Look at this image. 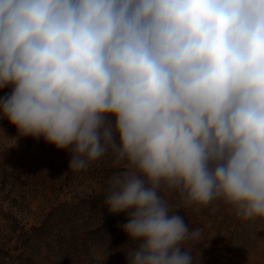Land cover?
<instances>
[{
    "label": "clouds",
    "instance_id": "obj_1",
    "mask_svg": "<svg viewBox=\"0 0 264 264\" xmlns=\"http://www.w3.org/2000/svg\"><path fill=\"white\" fill-rule=\"evenodd\" d=\"M5 88L15 145L111 161L126 264H201L173 195L264 220V0H0Z\"/></svg>",
    "mask_w": 264,
    "mask_h": 264
},
{
    "label": "rangeland",
    "instance_id": "obj_2",
    "mask_svg": "<svg viewBox=\"0 0 264 264\" xmlns=\"http://www.w3.org/2000/svg\"><path fill=\"white\" fill-rule=\"evenodd\" d=\"M10 90H0V97ZM16 135V128L0 119V153L16 154L14 163L26 175L18 188L22 200L17 197L12 202L9 187L0 194V231L5 229L6 214L26 229L47 226L28 245L23 264H126L123 249L129 245L121 225L127 216L110 214L103 203L107 180L114 171L111 161L104 157L86 170L73 172L68 169V153L30 137L15 145L11 137ZM170 203L173 210L179 208L176 214L190 230L203 229L207 247L197 246L201 264H264V220L245 221L230 206L216 201L204 207H184L173 195Z\"/></svg>",
    "mask_w": 264,
    "mask_h": 264
},
{
    "label": "trees",
    "instance_id": "obj_3",
    "mask_svg": "<svg viewBox=\"0 0 264 264\" xmlns=\"http://www.w3.org/2000/svg\"><path fill=\"white\" fill-rule=\"evenodd\" d=\"M17 158L16 154L0 153V194L9 187L11 190L8 192L12 202L17 197L22 200L23 193L18 188L24 185L23 178L26 176L21 175L18 165L14 163ZM3 219L5 229L0 231V264H23L28 245L32 244L35 238L42 236L47 226L42 224L40 227L26 229L17 218L9 214L3 215Z\"/></svg>",
    "mask_w": 264,
    "mask_h": 264
}]
</instances>
